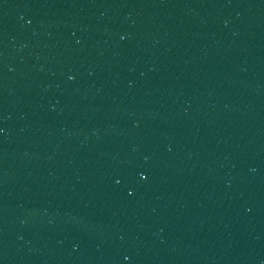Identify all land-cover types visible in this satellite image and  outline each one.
<instances>
[{
  "label": "water",
  "instance_id": "obj_1",
  "mask_svg": "<svg viewBox=\"0 0 264 264\" xmlns=\"http://www.w3.org/2000/svg\"><path fill=\"white\" fill-rule=\"evenodd\" d=\"M0 264H264V0H0Z\"/></svg>",
  "mask_w": 264,
  "mask_h": 264
}]
</instances>
